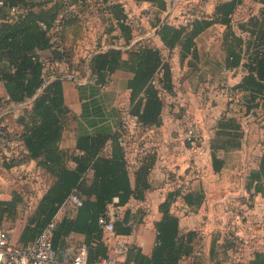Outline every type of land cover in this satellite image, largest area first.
<instances>
[{"label":"trees","instance_id":"obj_1","mask_svg":"<svg viewBox=\"0 0 264 264\" xmlns=\"http://www.w3.org/2000/svg\"><path fill=\"white\" fill-rule=\"evenodd\" d=\"M154 5L160 15L167 10L165 0H131ZM108 0H3L0 7V84L5 94L0 95V109L5 105L4 97L10 103L18 104L32 99L43 87L47 78L39 57L48 52L52 58H60L58 46L74 55L77 40L82 36L80 14L87 8H94L104 17L109 32L117 31L119 47L126 48L136 38L131 28L125 24L126 13L121 3ZM247 6V7H246ZM19 7L21 16L7 20L9 10ZM246 7V11H239ZM240 19L236 20V14ZM192 13H197L196 10ZM156 17L152 28L161 23ZM45 25L42 30L39 24ZM213 25L224 28L222 50L224 58L217 64L218 71L240 70L239 83L231 89L238 111L231 109L220 118L210 141L211 165L215 174L224 167V160L217 154L240 149L243 130L240 121L227 114L240 117L261 115L264 117V0H227L217 3L213 12L203 18H194L186 25L172 26L165 23L156 33L164 48L177 51L179 63L194 68L191 61H197L195 38ZM56 40V41H55ZM79 60V78L85 77ZM91 81L105 86L118 70L131 72L129 81V105L127 113L136 119L142 129H152L160 125L164 100L153 84L171 92L173 75L170 64L165 61L162 51L152 39H143L129 50L108 49L92 56L88 63ZM61 80H50L34 101L20 111L17 118L2 117L7 126L14 128L20 137L24 154L23 164L33 161L35 170L45 184L42 197L33 206L28 223L24 228L19 245L33 243L41 231L54 222L52 246L54 249L75 252L81 245L88 247V263L96 264L110 255L109 241L113 235H128L132 223L126 210L122 218H113V233L101 228V221L107 219L111 209L124 207L130 200L143 201L151 189L149 175L156 163V154L148 153L140 164L131 171L123 149L119 144V125L112 136L97 134L77 139L74 151L59 149V141L66 127L69 111L64 104ZM206 83L205 81H202ZM109 143L111 152L102 149ZM77 152V154L75 153ZM81 153V154H80ZM69 162L75 164L69 167ZM11 166L7 165L6 168ZM132 175L133 180L131 181ZM244 190L264 197V143L260 155L254 159V167L247 168ZM23 192V191H22ZM21 191L13 192L11 201H0V222L14 219L18 206L25 205ZM178 191L168 193L158 206L159 219L155 222L156 242L150 256L129 245L125 264H183L192 257V264H222L223 252L210 248L209 260L201 258L197 244L202 240L199 229L181 231L179 219L170 212ZM74 195L80 201L73 206L68 198ZM201 191L181 196L182 202L192 211H197L204 203ZM64 212L60 219L57 214ZM71 234L84 237L83 243L72 246L65 244ZM244 264H264V251L254 253Z\"/></svg>","mask_w":264,"mask_h":264},{"label":"crops","instance_id":"obj_2","mask_svg":"<svg viewBox=\"0 0 264 264\" xmlns=\"http://www.w3.org/2000/svg\"><path fill=\"white\" fill-rule=\"evenodd\" d=\"M165 1L167 3V10L162 14L161 19L167 14H169V17L178 15L180 7L186 2V0ZM126 2L130 7L131 4H134L131 0H126ZM234 18L236 20L240 19V14H236ZM215 30H219L220 33H216ZM151 31L152 24H145L135 36L136 38L152 39L155 46L166 56L174 81L178 75H182L183 93L179 98L183 102H186L187 106L190 105L189 108H191L192 105H195V97L199 90L197 88L198 84L208 80L215 82L220 78L217 64H221L225 55L222 50L224 28L220 25H213L195 38L197 61H191L194 68L187 67L186 63L180 64L178 52L166 50L156 35L153 38H148ZM42 56L47 57L48 53L45 52ZM132 77L133 74L131 72L118 70L110 77L109 82L105 86H99L93 81L81 85H76L70 81H63V99L69 111V116L66 119V127L59 141V149L62 151H74L77 139L84 136H94L97 134L112 136L119 125L121 111L127 109L129 105L128 84ZM240 80L241 76L236 74L234 77L229 78V83L234 86ZM4 94V89L0 84V95ZM230 105L231 102L225 104V106L219 102L217 106L213 107L209 114L210 123L212 124L213 121L217 123L225 111L231 112ZM195 117L197 116L195 115ZM180 119L182 117H178L177 120ZM153 133L152 138L154 137L155 147L152 149V152L156 154V163L149 175L151 189L145 194L143 201L132 199L124 207H121L122 212L119 215V219H121L123 213L127 210L129 222L132 223L131 232L128 235H119V237L130 246L138 248L146 256L151 255L155 246V222L159 219L158 206L164 201L168 193L167 186L164 183V168L176 165L174 170L177 173H181L186 168L185 156L177 153L174 149V143L181 137V128L178 126L176 119L171 120L165 111L161 117V124L156 129H153ZM167 143H170V145L167 146ZM249 150L246 137L240 149L230 150L226 154L219 152L217 156L224 160L225 167H227L230 165L229 163L234 161V158H238V154L241 157L243 156V162L254 160L259 156L258 153V156L251 159L248 153ZM102 152L109 154L111 152V145L107 143ZM75 153L77 154L76 151ZM203 164H205L207 171H211L214 174L217 180V184L211 187L212 189L203 187L204 184L200 181L192 183V192L201 191L205 197L204 203L197 211H192L183 202H179L171 206L170 212L178 217L181 231L200 230L202 240L198 242L196 247L200 251L203 260L208 261L210 248L212 250L215 248L217 251L223 252L221 260L223 262L230 245L226 239H223V233L225 232L222 226L225 223V216L222 214L225 207L224 203L238 196L240 197L238 203L246 200L247 194L243 189L246 170L243 169V186L239 190V195L236 196V193H233L232 189L224 190L225 188L221 187L222 179L225 176L222 171L218 174L213 173L210 155L205 158ZM68 165L70 168L75 167L73 162H69ZM130 177L132 181L133 176L130 175ZM31 181H38L39 191H37V194L39 193V198L42 197L45 184L42 182L39 173L35 170V163L33 161L25 163L19 168L3 172L0 175V201H11L14 191L22 192L24 190L28 193V188L30 187L27 184L31 185ZM210 196L215 197V199L211 200V203H208L207 201ZM235 203L233 202V204ZM238 206L245 208L244 204L239 203ZM32 210L33 208L26 210L25 206H18L16 217L9 220V226L5 227L11 230L10 237L15 245L20 244V236L28 223V217L31 215ZM111 211L113 210L111 209ZM246 211L248 223L251 224V233L256 238L255 242L257 243L255 247H260L264 245V197L256 195L252 200L251 207L246 209ZM63 214L64 212L58 213L57 219H60ZM233 225L237 231L245 233L243 227L238 225V223L236 224L235 221ZM83 241V236L71 234L65 239V244L72 246L83 243ZM192 261L193 258L190 257L184 260L183 264H192Z\"/></svg>","mask_w":264,"mask_h":264},{"label":"built area","instance_id":"obj_3","mask_svg":"<svg viewBox=\"0 0 264 264\" xmlns=\"http://www.w3.org/2000/svg\"><path fill=\"white\" fill-rule=\"evenodd\" d=\"M111 2L121 3L126 13L125 24L131 28L133 34H136L145 24H152L156 17L162 16L154 5L146 2H133L135 9L132 13L129 12L130 8L127 7V5H125L121 0H108L107 3ZM145 4L147 5L143 7ZM2 5L3 0H0V7ZM23 12L24 10L19 7H13L9 10L6 18L7 20L15 19L17 16H21ZM197 14L198 12L191 13L190 16L184 18V15H182V12L180 11L176 16H168L166 22L172 26L186 25L194 18L199 19L210 15H202L200 17L197 16ZM80 19L83 29L81 39L77 41L82 44L84 48L82 50L78 48V52L80 51V55L78 54V56H82L81 59L85 58V63L83 65L85 77L79 78L80 67L82 66L79 67L78 65L80 59H77L75 50L74 55L71 57L63 46L57 47V50L61 55L58 59L52 58L51 54L48 52L47 57L42 55L39 57V61L43 66V74L45 76L50 75L49 78L73 77L79 85L84 84L87 71L89 72L88 66L87 69L85 68L88 56L95 51L105 49L109 46L119 47V39L115 38L118 36V32H109V27L104 22V17L101 13L96 12L94 8L90 7L85 9L82 14H80ZM93 22L94 25H96V28H98V23L103 31L102 34L96 38L105 39L103 43L101 40L96 41V39L93 38L95 27L92 25L89 26L90 24H93ZM39 27L42 30L46 29L45 25L42 23L39 24ZM156 29L152 28L150 35H152ZM150 35L148 38H153L155 36L150 37ZM136 39L138 38H135L131 44ZM87 40H89L88 44ZM141 40L143 39L138 40L134 44ZM82 52L83 54L81 55ZM164 57L165 61H167L166 56ZM236 74L242 76L240 70L221 69L220 80L218 79L219 82L217 83V87L215 88L216 82L212 80L206 81L207 83L205 84V88L198 90L195 97V105H192L191 108H189L190 105L187 106L186 102H183L179 98V96L183 93V88L181 86L182 75H178L175 81L173 80L171 92L163 90L156 81L153 82L159 90L160 97L164 100V109L161 117L166 111L167 116H169L171 120L176 119L178 126L181 128V137L176 141V143H174V149L177 153L185 156L186 168L181 173H177V171L174 170L176 165H170L164 168V183L167 186L168 193L175 191H178L179 193L173 204L182 202L181 196L191 193L192 183L200 181L204 173L207 172V168L203 162L209 155L211 158L210 141L214 137L215 127L217 125L214 121L212 124L210 123L209 114L212 108L217 106L219 102L221 104L223 102L228 104L233 100L231 91L233 86L229 83V78L234 77ZM49 78L46 79L44 85L50 81L49 80L47 82ZM89 82H91V74L88 83ZM3 102L5 105L0 109V175L5 171L19 168L25 164L23 163L17 165V163L21 161L24 154L23 144L20 137L17 135L16 130L7 126L6 123L3 122L2 117L11 116L13 118H17L20 115L21 109L28 107L32 103L29 102L22 106H18L25 101L14 104L9 102L8 97H4ZM225 113L226 111L220 118H222ZM195 115L197 117H195ZM178 117H182V119L177 120ZM227 117L235 118L237 121H240L244 135L243 140H245L248 135L247 123L252 120L258 121L260 119L261 121L262 119L261 115L257 117H252L250 115L240 117L239 115L227 114ZM156 128L142 129L139 127L136 119L127 113V109L121 111L119 121V144L123 149L127 162V169L129 171H131L136 165L140 164L148 153L152 152V149L155 147L152 133L153 129ZM167 144V146L170 145V143ZM7 165L11 167L6 168ZM249 165L253 167L254 160H251ZM23 193L25 194L27 192L23 190ZM245 193L247 194L246 200L239 202L240 204H244L245 208L239 207V203L237 205V203L233 204V202H231L230 205L223 209L222 214L225 216V223L222 224L225 229L223 239H226L230 245L226 252V258L223 260L222 264H244L252 259L254 253L264 251V245L255 247L257 243L255 242L256 238L254 234L251 233V224L248 223L247 218L246 209L251 207L252 200L256 195L251 192L247 193L246 191ZM24 196V206L26 210L32 209L36 202L41 198L38 197L39 193L37 194V192H28ZM68 200L75 207H79L81 205V201L74 195H71ZM176 207L178 208V206ZM121 212V208H116L111 211L107 219L101 221V228L105 232L112 234L114 231L113 218L118 217ZM231 221H235L236 224L238 223V225L243 227L245 233L237 231ZM53 229L54 222H51L41 231L33 243L25 246H17L11 240V230L5 228L0 222V264H89L88 247L86 245H81L75 252H72L69 249H54L51 242ZM109 248L110 255L101 258L96 264H125V256L129 249V244L119 237V235H113L109 241Z\"/></svg>","mask_w":264,"mask_h":264},{"label":"rangeland","instance_id":"obj_4","mask_svg":"<svg viewBox=\"0 0 264 264\" xmlns=\"http://www.w3.org/2000/svg\"><path fill=\"white\" fill-rule=\"evenodd\" d=\"M125 5H127V7H129V12L132 13L133 10L135 9L134 4L128 5V3L126 2V0H121ZM221 1L224 0H186L185 4H183L180 7V11L182 12V15H184V18H187L188 16L191 15L192 11L196 10V12H198L197 16H207L208 14H211L213 12V9L215 7V5ZM247 7V6H246ZM246 7H244V9H241L239 11H246ZM242 12H240V15L243 14ZM93 26L95 27V32H94V36L93 38L96 39L99 37L100 34H102V30L99 26V24L97 23L98 28H96V25L90 24L89 26ZM216 33H220L219 30H215ZM81 39V38H80ZM79 39V40H80ZM78 40V41H79ZM97 40H101V42L103 43L105 41V39H96ZM76 42L75 45V53H76V57L77 59H81L82 56H78L79 52H78V48L80 50H82L84 47L82 44H80L79 42ZM89 43V40H87V44ZM83 54V52L81 53V55ZM127 72V71H125ZM220 80V79H219ZM219 80L215 81V88L217 87V83L219 82ZM207 83V82H206ZM204 82H201L198 84L197 88L200 89H204L205 88V84ZM182 86V84H181ZM218 104V102H217ZM225 102L222 103L223 106H225ZM229 108L233 109L234 111H238V107L234 102H231V105L229 106ZM248 124V135H247V143L248 146L250 148L249 150V155L251 157V159H254L253 157L258 156V153L260 155V151H261V146L264 143V117H262L261 121L260 119L258 121H250ZM243 156L241 157L238 154V158H234V161H232L231 163H229L230 165H228L227 167H224V169L222 170L223 174H224V178L222 179V186L223 188H225L224 190H233V193H236V196L239 195L240 193V189L243 186V169L247 170V168H251V165H249L251 163V160L243 162L242 161ZM30 182V181H29ZM200 182H202V184H204L203 187H209V189L211 187H213L214 185L217 184V180L215 179L214 174L211 173V171H207L206 173H204L202 179L200 180ZM27 186H29L30 188H28L30 193H36L37 191H39V185H38V181H31V185L27 184ZM218 186V185H217ZM212 189V188H211ZM239 196L229 199L228 202H225L224 205L225 207L230 205L231 202H236L238 203L239 200ZM209 200L207 201L208 203H211V200H214L215 197L210 196L208 198ZM206 202V201H205ZM224 207V208H225ZM3 226L4 227H8L9 226V222L8 220L3 222Z\"/></svg>","mask_w":264,"mask_h":264},{"label":"water","instance_id":"obj_5","mask_svg":"<svg viewBox=\"0 0 264 264\" xmlns=\"http://www.w3.org/2000/svg\"><path fill=\"white\" fill-rule=\"evenodd\" d=\"M168 16H169V14H167V15L163 18L162 22H161L160 25L157 27L156 31H155L152 35H150V37L156 35V33L158 32V30H159V29L165 24V22H166ZM140 39H142V38H138V39H136V40H135V41H134L129 47H127V48H123V47H110V46H109V47H106L105 49H101V50H98V51H95V52L91 53V54L88 56L87 60H86L85 68L87 69L88 62H89V60H90V58H91L92 56H94V55H96V54H98V53H100V52L106 51V50H108V49H111V48H113V49H118V50H122V51H127V50H129V49L133 46V44H134L135 42H137V41L140 40ZM89 78H90V72L87 71L86 80H85L84 84L88 83ZM52 79H57V80H62V81H70V82L72 81V82L76 83V80H75V78H73V77H67V78H63V77H52V78H49V79L47 80V82H48L49 80H52ZM76 84L79 85L78 83H76ZM80 85H81V84H80ZM44 86H45V85H43V87L37 92V94H36L32 99H30V100H28V101H25L24 103L19 104L18 106H22V105L27 104V103H29V102H33L34 99L36 98V96H37V95L41 92V90L44 88Z\"/></svg>","mask_w":264,"mask_h":264}]
</instances>
